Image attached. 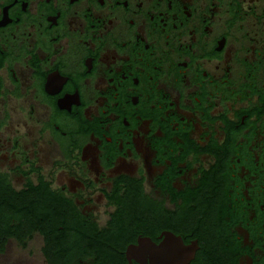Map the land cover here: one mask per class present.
Returning a JSON list of instances; mask_svg holds the SVG:
<instances>
[{
    "label": "flooded vegetation",
    "instance_id": "af4514ba",
    "mask_svg": "<svg viewBox=\"0 0 264 264\" xmlns=\"http://www.w3.org/2000/svg\"><path fill=\"white\" fill-rule=\"evenodd\" d=\"M3 179L41 264H264V0H0Z\"/></svg>",
    "mask_w": 264,
    "mask_h": 264
},
{
    "label": "trees",
    "instance_id": "16d2710c",
    "mask_svg": "<svg viewBox=\"0 0 264 264\" xmlns=\"http://www.w3.org/2000/svg\"><path fill=\"white\" fill-rule=\"evenodd\" d=\"M32 212L36 215L40 211L33 206L28 195L13 192L9 183L3 179L0 182V252L4 251L9 237L24 247L32 230L43 232L41 225H31Z\"/></svg>",
    "mask_w": 264,
    "mask_h": 264
},
{
    "label": "rangeland",
    "instance_id": "374dc122",
    "mask_svg": "<svg viewBox=\"0 0 264 264\" xmlns=\"http://www.w3.org/2000/svg\"><path fill=\"white\" fill-rule=\"evenodd\" d=\"M37 239L30 241L27 247H21L15 241H10L7 251L0 255V264H41Z\"/></svg>",
    "mask_w": 264,
    "mask_h": 264
},
{
    "label": "water",
    "instance_id": "95a60500",
    "mask_svg": "<svg viewBox=\"0 0 264 264\" xmlns=\"http://www.w3.org/2000/svg\"><path fill=\"white\" fill-rule=\"evenodd\" d=\"M179 247H180V243H179ZM193 256V253H189V252H182V250H180V248L178 249V253H177V257L174 258L176 259V263L177 264H184L185 262L189 261L190 258Z\"/></svg>",
    "mask_w": 264,
    "mask_h": 264
}]
</instances>
